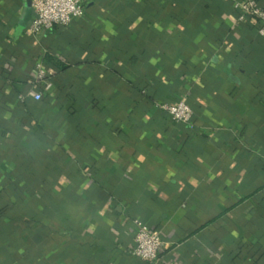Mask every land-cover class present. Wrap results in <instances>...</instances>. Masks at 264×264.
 Listing matches in <instances>:
<instances>
[{
	"label": "crops",
	"instance_id": "crops-1",
	"mask_svg": "<svg viewBox=\"0 0 264 264\" xmlns=\"http://www.w3.org/2000/svg\"><path fill=\"white\" fill-rule=\"evenodd\" d=\"M236 1L84 0L35 37L0 0V264H143L136 219L158 264H264V37Z\"/></svg>",
	"mask_w": 264,
	"mask_h": 264
},
{
	"label": "built area",
	"instance_id": "built-area-1",
	"mask_svg": "<svg viewBox=\"0 0 264 264\" xmlns=\"http://www.w3.org/2000/svg\"><path fill=\"white\" fill-rule=\"evenodd\" d=\"M234 7L240 12L238 20L246 21L255 17L261 22L259 33L264 37V5L258 0H237ZM34 17L29 26V32L39 37L44 31L56 26H69L74 20L86 16L84 0H32ZM54 71L45 68L43 63H37L35 69L36 81L43 84L42 90H32L30 95L36 100H41L45 92L54 88ZM158 106L165 110L177 125L192 124L194 110L183 98L173 101L160 102ZM136 231L134 234V253L143 264H158L159 256L165 247V240L161 233L144 223L135 220Z\"/></svg>",
	"mask_w": 264,
	"mask_h": 264
},
{
	"label": "water",
	"instance_id": "water-1",
	"mask_svg": "<svg viewBox=\"0 0 264 264\" xmlns=\"http://www.w3.org/2000/svg\"><path fill=\"white\" fill-rule=\"evenodd\" d=\"M27 7H28V15L24 19L23 23H26V20L28 19L29 15H30V11L32 9V0H27Z\"/></svg>",
	"mask_w": 264,
	"mask_h": 264
},
{
	"label": "trees",
	"instance_id": "trees-1",
	"mask_svg": "<svg viewBox=\"0 0 264 264\" xmlns=\"http://www.w3.org/2000/svg\"><path fill=\"white\" fill-rule=\"evenodd\" d=\"M62 69L64 70L65 67H63ZM54 73H55V74H54V77H53L52 81H53V82H56V81H55V77H56L57 71L55 70ZM165 102H167V101H165ZM191 107H192V106H191ZM193 110H194V109H193ZM183 126H184V125H183Z\"/></svg>",
	"mask_w": 264,
	"mask_h": 264
}]
</instances>
